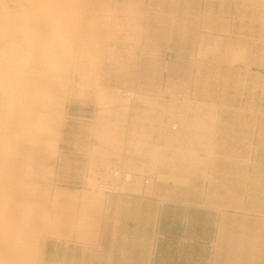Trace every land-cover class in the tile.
Masks as SVG:
<instances>
[{
	"label": "rangeland",
	"instance_id": "rangeland-1",
	"mask_svg": "<svg viewBox=\"0 0 264 264\" xmlns=\"http://www.w3.org/2000/svg\"><path fill=\"white\" fill-rule=\"evenodd\" d=\"M227 1L237 28L221 36L220 69L250 80L244 105L264 106V0ZM132 22L105 0H0V264H264L262 180L236 196L251 209L230 220L242 231L247 216L257 233L218 236L227 216L197 209L218 180L198 188L196 175L214 164L196 162L194 138L152 145L135 92L144 62L123 48ZM250 117L259 131L264 114ZM149 222L150 233L139 227Z\"/></svg>",
	"mask_w": 264,
	"mask_h": 264
},
{
	"label": "crops",
	"instance_id": "crops-1",
	"mask_svg": "<svg viewBox=\"0 0 264 264\" xmlns=\"http://www.w3.org/2000/svg\"><path fill=\"white\" fill-rule=\"evenodd\" d=\"M105 2L115 3L117 10L132 11L133 43L123 48L138 52L133 55L134 62H144V67L137 72L135 92L146 98L148 104H139L142 112L138 114L141 122H152V145L166 146L167 140L171 141L174 136L179 139V146L187 147L192 146L194 138L196 162L214 164L206 175H196L197 187L200 178L218 180L210 185L206 206H197V209L221 211L227 216L226 222L223 220L219 225L218 236L257 233L247 229L246 223L252 221L247 220V216L238 215L244 224L242 231H237L236 224L230 221L231 213L251 209L236 199L237 195L250 193L247 190L251 187L249 180L260 179L264 186V168L253 177L254 172L246 166L258 163L264 167V123L260 124L259 131L249 128L250 115L264 114V106L244 105L250 80L234 73L228 76L227 69H220L221 36H225L222 38L227 43L226 36L236 33L237 17L230 13L235 10L236 3L227 0ZM172 116L178 121L179 127L175 130L169 125ZM156 130L159 131L157 135ZM156 138L163 143H155ZM144 142L138 145H147ZM236 164L241 166L237 169ZM199 193L195 195L197 204L201 200ZM152 225L149 222L139 227H147L150 233Z\"/></svg>",
	"mask_w": 264,
	"mask_h": 264
},
{
	"label": "bare ground",
	"instance_id": "bare-ground-1",
	"mask_svg": "<svg viewBox=\"0 0 264 264\" xmlns=\"http://www.w3.org/2000/svg\"><path fill=\"white\" fill-rule=\"evenodd\" d=\"M87 2H88V1H87ZM98 4H99V3H98ZM91 5H92V4H91ZM93 5H94V4H93ZM96 5H97V4H96ZM87 6H88V5H87ZM89 24H90V23H89ZM99 31H100V29H99ZM100 49H101V48H100ZM53 63H55V62H53ZM48 67H49V66H48ZM45 68L47 69V67H45ZM120 91H121V90H120ZM123 92H124V91H123ZM125 92H126V91H125ZM118 93H119V92H118ZM129 93H130V92H129ZM129 93H128V94H129ZM132 93H133V92H132ZM132 93H131V94H132ZM25 94H27V93H25ZM124 94H125V93H124ZM124 94H123V95H124ZM126 95H127V93H126ZM115 97H116V96H115ZM116 98H118V96H117ZM130 98H131V97H130ZM100 100H101V99H100ZM103 100H104V99H103ZM37 101H38V100H37ZM40 101H41V100H40ZM127 101H130V100H127ZM38 102H39V101H38ZM102 102H103V101H102ZM100 103H101V102H100ZM126 107H127V106H126ZM129 107H130V106H129ZM133 107H134V106H133ZM127 108H128V107H127ZM130 108H132V107H130ZM125 109H126V108H125ZM126 110H128V109H126ZM126 110H125V111H126ZM133 111H134V110H133ZM135 111H136V110H135ZM140 112H142V111H140ZM143 112H144V111H143ZM126 113H128V111L125 112V115H127ZM132 115H133V112H132ZM43 116H44V115H43ZM43 116H40V117L44 120L45 116H44V117H43ZM127 116H128V115H127ZM127 116L125 117V120H126ZM133 116H134V115H133ZM38 117H39V116H38ZM129 117H130V116H129ZM134 118H135V116H134ZM127 119H128V118H127ZM130 120H133V118H132V119L130 118L129 121H130ZM134 120H136V119H134ZM46 122H47V121H46ZM126 122H128V121L126 120ZM47 123H48V122H47ZM35 125H37V124H35ZM43 128H44V127H43ZM45 128H46V126H45ZM45 128H44V129H45ZM176 128H177V124L172 126V129H173V130H175ZM45 130H46V129H45ZM118 131H120V130H118ZM120 132H122V131H120ZM118 133H119V132H118ZM123 136H124V134H123ZM109 143H110V142H109ZM110 145H111V144H110ZM136 147H137V145H136ZM145 147H146V146H145ZM146 148H148V147H146ZM140 149H143V146H142V148H140ZM150 149H153V148H150ZM154 150H156V148H155ZM154 150H152V151H154ZM152 151H151V152H152ZM161 151H162V150H161ZM146 152H147V151H146ZM147 153H148V152H147ZM147 153H146V154H147ZM155 153H157V155H158V152H155ZM148 154H150V153H148ZM152 154H154V153H152ZM152 154H151V155H152ZM160 155H161V154H160ZM162 155H163V153H162ZM143 156H145V155H143ZM143 156H142V157H143ZM147 156H148V155H147ZM153 156H154V155H153ZM140 157H141V156H140ZM150 157H151V156H150ZM154 157H155V156H154ZM159 158H160V156H159ZM161 158H163V157H161ZM152 159H153V158H152ZM156 159H157V157H156ZM148 160H149V159H148ZM148 160H146V161H148ZM153 160H155V159H153ZM158 160H159V159H158ZM141 163H142V162H141ZM151 163H152V160H151ZM157 163H159V162H157ZM149 164H150V163H149ZM144 165H145V164H144ZM151 165H152V164H151ZM155 165H156V164H155ZM155 165H152V168H153V166H154V168H155ZM124 166H125V165H124ZM147 167H148V166H147ZM127 168L129 169V167H127ZM135 168H136V167H135ZM149 168H150V166H149ZM123 169H124V168H123ZM140 170H142V169H140ZM140 170H138V172H139ZM103 171H104V170H103ZM117 171H118V170H117ZM120 171H121V170H120ZM120 171H119V172H120ZM136 171H137V170H136ZM150 171H151V170H150ZM101 172H102V171H101ZM101 172H100V173H101ZM122 172H123V171H122ZM126 172H127V174H128V177H129V173H130V172L128 173V170H127ZM126 172H125V173H126ZM138 172H137V173H138ZM98 173H99V171H98ZM100 173H99V174H100ZM114 173H115V176H116V174H117L118 176L121 175V174H119L118 172L116 173L115 171H114ZM132 173H133V171H132ZM134 173H135V171H134ZM137 173H136V174H137ZM144 173H145V172H144ZM102 175H105V174H103V172H102ZM102 175H100V176H102ZM123 175H124V174H123ZM123 175H121V176H123ZM130 175H131V173H130ZM113 176H114V175H113ZM118 176H116V178H117ZM146 176H147V175H146ZM106 177H107V175H106ZM106 177H105V178H106ZM133 177H134V176H133ZM118 178H119V177H118ZM120 178H121V177H120ZM123 178H124V177H123ZM125 178H127V177H125ZM137 178H138V177H137ZM139 178H140V177H139ZM146 179H147V178H146ZM153 179H154V178H153ZM104 180L106 181V179H104ZM116 180H117V179H116ZM122 180H123V179H122ZM124 180H125V179H124ZM126 180H127V179H126ZM126 180H125V181H126ZM136 180H137V179H136ZM138 180H139V179H138ZM140 180H141V178H140ZM140 180H139V184H140ZM128 181H129V180H128ZM128 181H127V182H128ZM119 182H121V181H119ZM123 182H124V181H122V183H123ZM127 182H126V184H127ZM141 182H142V181H141ZM151 182H152V181H151ZM112 183H113V182H112ZM124 183H125V182H124ZM124 183H123V184H124ZM129 183H130V181H129ZM132 183H133V182H132ZM132 183H131V185H132ZM148 183H149V182H148ZM106 184H107V183H106ZM106 184H105V185H106ZM113 184H115V182H114ZM113 184H112L111 186H114ZM123 184H122V186H123ZM150 184H151V183H150ZM109 185H110V184H109ZM118 185H120V183H118ZM128 185H129V184H128ZM135 185H136V184H135ZM137 185H138V183H137ZM138 186H139V185H138ZM142 186H143V185H142ZM144 186H145V185H144ZM148 186H149V185L147 184L146 187H148ZM99 187H100V185H99ZM116 187H117V186H116ZM126 187H127V186H126ZM126 187H125V188H126ZM101 188H102L101 190H103V189L106 188V187H104V186L101 184ZM107 188H108V187H107ZM111 188L113 189V187H111ZM118 188H119V187H118ZM140 188H141V187H140ZM119 189H120V188H119ZM121 189H122V188H121ZM107 190H108V189H107ZM115 190H117V189L115 188ZM123 190H124V188L122 189V191H123ZM110 191H111V190H110ZM110 191H108V192H110ZM113 191H114V189H113ZM118 191H119V190H118ZM111 192H112V191H111Z\"/></svg>",
	"mask_w": 264,
	"mask_h": 264
}]
</instances>
